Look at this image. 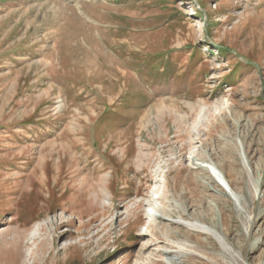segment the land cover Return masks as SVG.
<instances>
[{"label": "rangeland", "instance_id": "rangeland-1", "mask_svg": "<svg viewBox=\"0 0 264 264\" xmlns=\"http://www.w3.org/2000/svg\"><path fill=\"white\" fill-rule=\"evenodd\" d=\"M0 264H264V0H0Z\"/></svg>", "mask_w": 264, "mask_h": 264}, {"label": "bare ground", "instance_id": "bare-ground-1", "mask_svg": "<svg viewBox=\"0 0 264 264\" xmlns=\"http://www.w3.org/2000/svg\"><path fill=\"white\" fill-rule=\"evenodd\" d=\"M76 148V147H75ZM75 148L74 147H72V151H74L75 150ZM74 159V158H73ZM194 163V166H197V167H199L200 169H208L209 170V166L211 165L209 162H201V163H199V162H196V161H194L193 162ZM47 176V175H46ZM48 178V177H47ZM46 178V179H47ZM88 180V179H87ZM221 181H223V183L226 185V184H228V181H227V178H224L223 180H221ZM85 182V181H84ZM229 185V184H228ZM28 186V185H27ZM30 186V185H29ZM95 187V190L99 187V186H94ZM31 188V187H30ZM102 188V187H101ZM102 193H105V190H104V188H102ZM100 191V192H101ZM154 192V191H153ZM151 193L150 194V197H149V200H148V202H147V207H148V209L150 210V212L148 213V217L149 218H155V219H160V218H162L161 216H160V214H159V212L160 211H158V210H156L155 208H156V206L158 205V203H159V200H160V198H159V193H157V192H154V193ZM99 196V195H98ZM156 211H155V210ZM181 221H183V223L181 222ZM181 221H178L177 222V224H182L183 226H185V227H187V228H195V229H198V230H201V231H209L206 227H204V226H200V225H198L197 223H193V222H191V221H187V220H184V219H182ZM21 227V226H20ZM52 227V226H51ZM19 228V227H18ZM20 229V228H19ZM59 229V228H58ZM40 230H46L45 232H46V234L48 235L49 234V231H48V229H47V227L46 226H44V225H42L41 227H40ZM211 231V234H213L214 236H217L218 237V235H217V233L216 232H214V231H212V230H210ZM209 231V232H210ZM56 231L55 230H53V233H55ZM72 247V246H71ZM45 248V247H44ZM70 248H67V250H69ZM226 251L227 252H229V250L228 249H226ZM15 261H16V259H13V263H15Z\"/></svg>", "mask_w": 264, "mask_h": 264}]
</instances>
